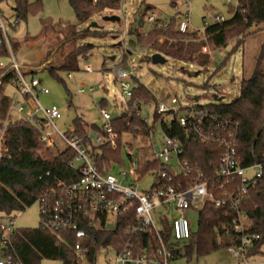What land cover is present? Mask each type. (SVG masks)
<instances>
[{
    "label": "built area",
    "instance_id": "obj_1",
    "mask_svg": "<svg viewBox=\"0 0 264 264\" xmlns=\"http://www.w3.org/2000/svg\"><path fill=\"white\" fill-rule=\"evenodd\" d=\"M90 1L98 5L109 0ZM124 1L120 0V7ZM238 3L236 0V6ZM183 5L186 9L177 15L180 19L184 18L179 23V30L185 33L193 30L189 26V0H184ZM147 19L152 22V25L161 28L169 27L170 19H160L155 12H151ZM212 19L213 22L223 20L218 15H213ZM209 24L211 22L206 21L205 27ZM6 27L7 22L0 16V31L5 47L9 50L8 61L0 58V68L6 67L7 64L15 67L13 80L18 93L11 97L6 115L0 116V123L3 124L0 127V159L10 155L6 129L8 124L17 117L25 119L38 130L41 147L37 150V156L43 158V150L48 151L57 147L53 139L54 132L60 135L66 146L75 152L69 166L75 171L77 178L65 180L56 177L53 184L37 199L40 204L42 228L61 234L62 232L71 233L76 240L72 247L73 251L78 255H86L91 236L83 227L85 222L94 223L98 220V223H95L100 224L103 220L106 226L110 223L118 225L117 220L120 217L133 212L136 224L134 227L130 225L128 232L137 235L139 232L154 233L158 238L156 253L149 259L135 256L132 242H128L120 252L115 251L113 246H108L104 251L114 253V258L109 259V264H167L174 255L166 246L161 234V230L165 227L164 223L167 222L171 227L173 241L188 240L192 229L185 212L195 209L197 205H201L202 209L206 203L211 202L216 207L228 206L235 210L232 229L238 234L239 243L226 248L236 258L245 261L249 259V252L260 236L248 231L250 219L239 209V205L248 191L257 186L263 177L264 162H253L247 165L243 163L238 152V122L219 121L216 116L210 118L207 111L197 107V104L188 107L183 113L178 105L159 102L157 120L164 122V117L177 115L178 124L186 129L191 138L198 137L202 142H215L223 150L219 156L215 175L209 177L204 171L198 170L197 165L193 166L187 158H184L185 149L178 136L169 134L163 127L164 139L156 142L155 130L151 129L147 136L152 153L149 160L159 162L164 170H150L154 182L149 190L142 191L138 186L142 178L138 154H135L131 144L127 151L130 168L127 171L121 170L120 176L111 171L102 172L88 150L90 144L107 145L112 148L121 145L119 142L122 137L115 130L114 120L106 110L105 104L99 107L103 121L99 132H96L90 123L83 125L82 135L77 132L75 125L68 127L65 132L59 130L56 127V121L62 117L59 108L45 107L39 101V95L49 94V89L43 85L42 80L34 76L31 80L26 79V73L18 66ZM128 35L127 30L121 32L123 49L127 52L129 47L125 42ZM164 37H160L161 43L167 39ZM135 50L143 52L140 46H135ZM203 52L212 54L207 47ZM113 70L122 94L131 99L134 93L132 75L120 63H116ZM86 72H92L90 66L87 67ZM68 79L75 82L80 98L85 93L94 94L95 86L89 83L87 76L76 82L72 74H68ZM208 118L211 120H207ZM141 120L150 126L148 118L141 117ZM212 122L215 123V127L212 126ZM171 128L169 126V129ZM124 180L127 184L123 182ZM159 209L164 211V215L160 216ZM167 212H173L174 215L168 217ZM19 228L15 215L8 216L0 213V264H22L20 258L14 254V239ZM176 248L174 246V249Z\"/></svg>",
    "mask_w": 264,
    "mask_h": 264
},
{
    "label": "trees",
    "instance_id": "obj_2",
    "mask_svg": "<svg viewBox=\"0 0 264 264\" xmlns=\"http://www.w3.org/2000/svg\"><path fill=\"white\" fill-rule=\"evenodd\" d=\"M238 6L233 11L229 19L220 22H212L204 29L206 40L215 47L224 46L230 41V37L236 34L237 46L245 43V38L252 28H258L257 32L264 31V0H238ZM74 9L76 19L79 23L86 22L93 12L98 9L110 8L119 9L120 0H109L98 5L90 0H70ZM153 9L152 4L143 0L137 10L136 21L143 22V14ZM39 10L38 6L30 3L29 0H16L13 7L15 23L19 24L28 18L30 12ZM179 17L170 19L168 28H161L152 25L150 32L146 35L140 33L139 29L134 31L138 42L146 40L152 42L151 45L158 47L164 56L178 58L191 63L207 65L210 62L208 54L198 51L204 45L205 40L195 31L182 33L179 30ZM130 32V31H129ZM133 32V30H132ZM131 32V34H132ZM99 34L98 31L91 32L89 29L78 34V37ZM165 36L167 39L159 43V37ZM10 37V35H9ZM77 38V36H76ZM186 38L195 40L186 43ZM0 58L6 59L7 48L0 31ZM71 39H75L72 37ZM71 39H69L71 41ZM171 39V40H170ZM13 48L18 43L10 37ZM82 51H74L67 61L58 68L71 67L77 69V65L72 63V58ZM0 68V75L8 68ZM56 67H50L51 72H56ZM247 64L243 67V77L240 83V95L228 104H197V107L204 109L210 118L216 116L220 121L238 122V152L245 165L253 162H264V39L259 45L255 60L252 63L250 72ZM13 73L2 83L0 88V116L6 115L10 99L2 93L5 82L13 81ZM138 92V93H137ZM135 99L138 101L135 103ZM149 103L155 100L154 94L141 83L134 85V93L129 100L131 109L123 113L118 118L113 119L115 130L120 137L132 134L139 138L143 145L139 148L137 155L140 174L142 177L150 170H161L163 166L157 162L149 160L150 146L147 136L153 127L144 123L138 113L142 101ZM146 100V101H145ZM158 106V102H157ZM156 119L159 114L156 113ZM170 124L163 123L165 130L178 136L185 149L184 158L195 166L198 170L204 171L209 177L215 175L218 166L219 156L222 147L215 142H202L198 137L191 138L186 129L177 122V115L173 116ZM208 118L207 120H211ZM215 127V123L212 122ZM3 124L0 123V127ZM79 134H83L84 120L78 117L74 124ZM169 126L172 128L169 129ZM100 128H94L99 132ZM6 136L10 147L9 157L0 159V213L5 215H15L16 212L25 210L44 193L55 180L56 177L65 180H74L77 175L69 166V162L74 158V153L70 148L58 149L50 152L48 158L37 156V150L41 147L39 132L28 121L23 118H14L6 129ZM121 143V140L120 142ZM96 148L99 152L95 155ZM88 150L94 157L95 164L102 172L112 169L113 161L123 162L121 145L112 148L107 145L95 146L90 144ZM142 154V155H141ZM50 173L49 175H47ZM239 209L250 219L249 232L258 234L260 238L254 243L249 252V256L259 254L261 246L264 244V175L257 186L248 191V194L239 205ZM236 212L228 206L216 207L211 202L199 211V229L191 232L188 240L173 241L171 237V227L165 222V227L161 230L166 246L172 251V259L185 257L191 260L193 256H203L212 251L238 244V234L233 231L232 219ZM98 223V220L95 221ZM84 223V228L91 236V242L87 248L86 255H78L73 251L75 238L71 233H57L39 226L38 228H19L14 239V254L20 258L22 264H42L44 260H56L63 264H80L81 257H86L92 264H96L97 256L108 246H113L115 251L120 252L128 242L134 243L133 253L135 256L150 258L156 253L158 238L154 233L128 232V227L136 224L133 212L117 220L118 228L110 230L102 220L100 224ZM226 228H225V227ZM227 229V230H226ZM228 231V232H227ZM174 246L177 248L174 249Z\"/></svg>",
    "mask_w": 264,
    "mask_h": 264
},
{
    "label": "rangeland",
    "instance_id": "obj_3",
    "mask_svg": "<svg viewBox=\"0 0 264 264\" xmlns=\"http://www.w3.org/2000/svg\"><path fill=\"white\" fill-rule=\"evenodd\" d=\"M142 1L125 0L117 10L98 9L86 22L79 23L70 0H29L33 5L38 6L39 10L30 12L26 20L16 24L13 12L16 0H0L1 19L7 22L8 35L19 45L13 50L15 53L19 51L21 42L26 41L23 45V54L30 65H40L51 56V64L58 68L74 51H82L72 58V63L77 65V69L63 67L56 69L53 73L49 67H44L37 72L26 74L27 80H31L34 76L42 80L43 85L49 89V94L39 95V101L45 107L57 106L59 108L62 115L61 119L56 121V127L59 130L65 132L78 117L84 119L85 124H92L95 129L102 128L103 121L99 109L101 104H105L106 110L113 119L131 109L130 99L122 94L120 85L115 80L113 67L116 63L123 65L132 75L134 85L141 83L154 94L155 100L149 103L142 101L139 114L140 117L148 118L150 121V126L155 130L156 142L164 139L163 121L157 120L155 116L157 102L178 105V108L185 113L184 110L194 104H228L240 95V83L244 75L243 67L247 64V68L249 67L247 72H250L259 45L264 39V31L257 32L258 28H252L245 38V43L240 46H237V35L233 34L230 41L221 47L213 46L206 40L203 33L205 22L212 23L213 15L229 19L236 8V0H231V2L228 0H189V26L193 31L199 32L200 39L205 40L198 52L209 55L210 62L207 65L191 63L170 56H167L166 63L154 64L151 57L155 53H161L160 49L151 45L152 42H148V38L144 41L141 38L139 44L134 31L139 29L141 34L150 32L152 22L147 18L151 12H155L160 19L169 20L186 8L183 5L184 0H145L152 4L153 9L143 14V22L139 24L136 16ZM110 15H118L121 20L113 22L104 19L105 16ZM92 22H96L98 26L90 27ZM88 29L91 32L98 31L99 34L78 37L79 33ZM123 30L130 31L125 42L129 47L128 52L123 49L121 38ZM72 37L75 39H71ZM184 40L186 43H193L195 38ZM135 46H140L143 52L136 51ZM205 47L212 54L203 52ZM5 61H8V58ZM88 66L92 69L91 73L86 72ZM68 74H72L76 82L87 76L89 83L95 86L94 94L85 93L80 98L75 82L68 79ZM15 84L14 80L5 82L2 93L9 98L17 94L18 89ZM215 94L219 98L222 97V100H216ZM137 101L138 99H135L134 102ZM173 118L175 117L166 116L164 120L170 124ZM53 139L57 147L48 151L43 150V158H48L52 151L67 148L60 135L55 132ZM130 144L135 154L139 153V148L143 145L142 141L132 134L123 135L121 138L123 162L113 161L110 170L112 173L120 176L121 170L127 171L130 168L127 152ZM98 152L99 149L96 148L95 155ZM123 182L127 184L126 180ZM153 182L151 172H146V175L139 181V189L149 190ZM200 209L201 205H197L195 209L185 212L193 231L199 229ZM158 212L160 216L164 215L163 210L159 209ZM166 214L168 217L174 215L173 212ZM15 217L17 226L20 228H38L41 222L39 202L16 212ZM260 251L259 254L249 257L248 264H264V244ZM110 258H114L113 252L102 251L97 256L96 264H109ZM247 261L236 258L228 252L226 247H222L203 256H193L190 261L185 257H180L171 259L167 264H247ZM42 264L63 263L56 260H44ZM80 264L92 263L86 257H81Z\"/></svg>",
    "mask_w": 264,
    "mask_h": 264
},
{
    "label": "water",
    "instance_id": "obj_4",
    "mask_svg": "<svg viewBox=\"0 0 264 264\" xmlns=\"http://www.w3.org/2000/svg\"><path fill=\"white\" fill-rule=\"evenodd\" d=\"M105 20H108V21H113V22H116V21H120L121 20V17L118 16V15H110V16H105L104 17ZM98 24L96 22H92L90 24V27H97ZM26 42V41H24ZM24 42H21V45H20V50L19 51H16L15 55L17 57V60H18V66L21 68V70L24 72V73H33V72H37L39 69H42L44 67H55L51 64V56L45 60L44 62H42L40 65H30L29 61L26 60V58L24 57V54H23V45H24ZM19 46V45H18ZM114 59V57H113ZM152 59V62L154 64H159V63H166L167 62V56H164L163 54L161 53H155L152 55L151 57ZM14 66H11L10 68H8V70H6L3 74L0 75V88H1V85L3 83V81L13 73L14 71ZM214 98L216 100H222V97H218V95H214ZM198 99V97L196 98ZM107 228L110 229L111 231L112 230H116L118 228V225L117 224H108L107 225Z\"/></svg>",
    "mask_w": 264,
    "mask_h": 264
},
{
    "label": "crops",
    "instance_id": "obj_5",
    "mask_svg": "<svg viewBox=\"0 0 264 264\" xmlns=\"http://www.w3.org/2000/svg\"><path fill=\"white\" fill-rule=\"evenodd\" d=\"M84 120V119H83ZM85 121V120H84ZM87 122V121H86ZM85 124V123H84Z\"/></svg>",
    "mask_w": 264,
    "mask_h": 264
}]
</instances>
